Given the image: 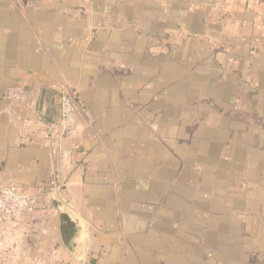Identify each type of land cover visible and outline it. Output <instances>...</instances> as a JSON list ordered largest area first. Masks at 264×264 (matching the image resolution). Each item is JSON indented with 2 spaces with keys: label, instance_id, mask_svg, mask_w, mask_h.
Masks as SVG:
<instances>
[{
  "label": "crops",
  "instance_id": "0c3cea01",
  "mask_svg": "<svg viewBox=\"0 0 264 264\" xmlns=\"http://www.w3.org/2000/svg\"><path fill=\"white\" fill-rule=\"evenodd\" d=\"M5 185L0 264H264V0H0Z\"/></svg>",
  "mask_w": 264,
  "mask_h": 264
},
{
  "label": "built area",
  "instance_id": "2783aa9c",
  "mask_svg": "<svg viewBox=\"0 0 264 264\" xmlns=\"http://www.w3.org/2000/svg\"><path fill=\"white\" fill-rule=\"evenodd\" d=\"M57 99L61 110V120L57 127L58 136H75L79 127L77 120L79 107L74 95L69 90L62 89ZM39 197L36 193L23 191L12 185L2 186L0 188V220L12 221L22 217L37 204Z\"/></svg>",
  "mask_w": 264,
  "mask_h": 264
},
{
  "label": "water",
  "instance_id": "95a60500",
  "mask_svg": "<svg viewBox=\"0 0 264 264\" xmlns=\"http://www.w3.org/2000/svg\"><path fill=\"white\" fill-rule=\"evenodd\" d=\"M61 219L63 221L62 227H61V235H62L63 242L69 250H73V247H74L73 241H74L75 234H76V231H75L76 224L73 221L71 215L68 213H62Z\"/></svg>",
  "mask_w": 264,
  "mask_h": 264
}]
</instances>
